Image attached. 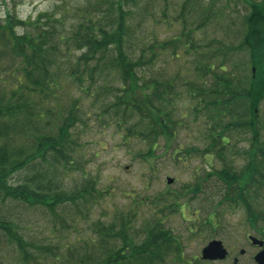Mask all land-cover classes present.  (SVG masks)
Returning a JSON list of instances; mask_svg holds the SVG:
<instances>
[{"label":"trees","instance_id":"16d2710c","mask_svg":"<svg viewBox=\"0 0 264 264\" xmlns=\"http://www.w3.org/2000/svg\"><path fill=\"white\" fill-rule=\"evenodd\" d=\"M232 2L85 0L69 12L57 8L25 20L7 13L0 44L19 60V73L11 88L0 86V264H190L161 217L140 243L130 212L94 222V238L80 247L31 232L23 213L45 209L62 222L67 211L77 216L96 199L88 173L71 191L47 177L78 161L83 103L116 121L126 137L148 140L152 150L160 136L174 140L180 124L171 105L182 96L187 108L180 118L202 119L207 152L221 156L225 147L236 154L226 148L229 134H249L250 165L224 166L234 178L224 179L228 196L264 230V0H238L240 10ZM160 23L177 34L160 39ZM169 56L173 75L162 71L169 70L162 66ZM72 87L78 96L55 110Z\"/></svg>","mask_w":264,"mask_h":264},{"label":"rangeland","instance_id":"374dc122","mask_svg":"<svg viewBox=\"0 0 264 264\" xmlns=\"http://www.w3.org/2000/svg\"><path fill=\"white\" fill-rule=\"evenodd\" d=\"M84 1L0 0V23L5 20L7 13L16 14L25 20L43 12L56 11L57 8L58 11L66 9L69 12ZM204 3L207 4L208 0H204ZM217 4L218 7L223 5ZM230 5L237 10L241 9L238 0H233ZM239 15L243 17L245 13L240 11ZM175 26L178 27L179 24L176 23ZM176 34L177 28H169L163 23L157 27L160 39H170ZM18 62L0 44V79L5 80L4 84H0L1 87H12L14 75L19 73L14 68ZM169 63L170 66L167 67L162 63L164 68L169 69L162 71L164 74L173 75L176 67L173 66L170 56ZM73 89L72 87L67 90L71 95L69 98L56 101V107L52 105L55 110L60 104L66 106L71 98L78 96ZM186 104V98L182 96L171 105L174 117L180 124L174 140L160 136L157 146L152 150L148 140H143V137H126V130H121L116 121H109L110 117L100 118L96 115L98 107L83 103L81 112L87 113L84 120L86 125L82 129L77 128L75 134L76 141L79 142L75 153L78 161L74 162L73 167L68 166V171H58L60 176L56 173L53 177L49 171L47 177L50 182H54L55 188L63 184L65 191H71L75 183L83 185V174L88 173L93 177V184L97 189L96 199L90 201L88 209L84 208L77 216H74L75 212L67 211L64 216L66 220L62 222L47 215L49 212L45 209L30 214L23 213L29 220L31 232L36 236L41 234L53 239L61 247L68 244L80 247L94 238V222L108 221L117 213L130 212L133 213L132 226L139 243L144 239L146 228L150 227L149 223L156 217H161L166 226L181 239L184 259L190 264H206L201 258V251L206 246L208 237L219 236L225 244H238L243 247L246 233L251 231L246 222L247 212L243 206L232 201L233 194L228 196V182L224 177L230 178L232 182L234 178L232 172L227 171L224 166L233 165L235 171H241L250 165L251 158L246 153L251 145L250 135L238 132L229 134L230 143L226 148L238 149L236 154L225 147L221 150V156L207 152L202 119L192 114L180 118L179 111L185 110ZM54 119L56 118H53L50 127L55 125ZM230 158H233L232 164L224 161ZM167 178H173L174 182L168 184ZM230 198L232 202H228ZM163 200L165 204L168 203L167 206L163 205ZM215 218L220 220L219 227L215 230L211 225L206 227L205 223ZM52 222H56L55 229H51L54 228ZM215 224L216 222L213 227H216ZM260 228L261 225H257L258 232L254 231L259 238L263 236ZM257 250L259 252L261 249ZM238 256L240 264H255L250 254Z\"/></svg>","mask_w":264,"mask_h":264},{"label":"flooded vegetation","instance_id":"af4514ba","mask_svg":"<svg viewBox=\"0 0 264 264\" xmlns=\"http://www.w3.org/2000/svg\"><path fill=\"white\" fill-rule=\"evenodd\" d=\"M251 215H253V214L251 213ZM214 222H216V224H215L216 227H213ZM219 222H220V220L215 218L214 220H209L205 224H206V227H208V228L211 225L212 228L215 230L217 227H219L218 226ZM246 222H247L248 227L250 228L251 231L246 233L245 244L243 247H240L238 244H232V245L225 244V243H223V241L221 240V238L219 236H214L215 238L208 237L207 241H206L207 244L205 247H207L214 240L221 241L224 248L227 250V255L223 259H219V258L218 259H203L202 258V260L206 264H235V262L240 264V257L238 255L240 254V256H248L250 254V258L255 262V264H257L255 257L260 251L264 250V245L261 247L257 244H254L251 237H256L259 240L264 241V230H262V232L260 231L261 232L260 234H263V236H260L261 238L257 237L254 234V231H255V233L258 232V229L256 231L257 222H255V220L250 216L249 213H247V215H246ZM258 248L261 249L259 252L257 250Z\"/></svg>","mask_w":264,"mask_h":264},{"label":"water","instance_id":"95a60500","mask_svg":"<svg viewBox=\"0 0 264 264\" xmlns=\"http://www.w3.org/2000/svg\"><path fill=\"white\" fill-rule=\"evenodd\" d=\"M174 182L173 178H167V183L172 184ZM254 244H257L259 246L264 245V241L259 240L256 237H251ZM227 255V250L224 248L221 241L214 240L212 241L207 247H205L201 251V258L203 259H223ZM255 260L257 264H264V250L260 251L256 257ZM235 264H238L235 262Z\"/></svg>","mask_w":264,"mask_h":264}]
</instances>
